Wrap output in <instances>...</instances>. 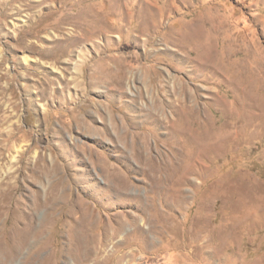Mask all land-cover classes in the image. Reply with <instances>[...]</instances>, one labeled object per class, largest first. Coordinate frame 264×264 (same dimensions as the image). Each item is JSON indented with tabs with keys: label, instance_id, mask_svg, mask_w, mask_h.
I'll list each match as a JSON object with an SVG mask.
<instances>
[{
	"label": "rangeland",
	"instance_id": "1",
	"mask_svg": "<svg viewBox=\"0 0 264 264\" xmlns=\"http://www.w3.org/2000/svg\"><path fill=\"white\" fill-rule=\"evenodd\" d=\"M0 264H264V0H0Z\"/></svg>",
	"mask_w": 264,
	"mask_h": 264
}]
</instances>
